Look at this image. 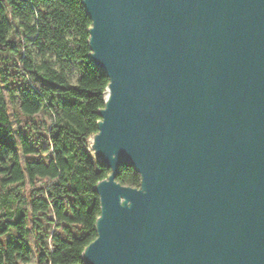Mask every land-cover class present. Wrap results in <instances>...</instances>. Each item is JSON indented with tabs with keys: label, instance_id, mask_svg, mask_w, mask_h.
<instances>
[{
	"label": "water",
	"instance_id": "water-1",
	"mask_svg": "<svg viewBox=\"0 0 264 264\" xmlns=\"http://www.w3.org/2000/svg\"><path fill=\"white\" fill-rule=\"evenodd\" d=\"M82 2L110 169L84 262L264 264V0Z\"/></svg>",
	"mask_w": 264,
	"mask_h": 264
},
{
	"label": "trees",
	"instance_id": "trees-1",
	"mask_svg": "<svg viewBox=\"0 0 264 264\" xmlns=\"http://www.w3.org/2000/svg\"><path fill=\"white\" fill-rule=\"evenodd\" d=\"M91 26L82 0H0V264H86L97 237L110 169L90 138L109 78L89 56ZM117 181L141 177L123 164Z\"/></svg>",
	"mask_w": 264,
	"mask_h": 264
},
{
	"label": "rangeland",
	"instance_id": "rangeland-1",
	"mask_svg": "<svg viewBox=\"0 0 264 264\" xmlns=\"http://www.w3.org/2000/svg\"><path fill=\"white\" fill-rule=\"evenodd\" d=\"M4 94L6 96V99L8 101V104L10 106V111L12 112V115H13V119H15V111L17 110V105L14 103V101L12 100L10 94L8 91H4ZM32 264H35V259H33V263Z\"/></svg>",
	"mask_w": 264,
	"mask_h": 264
}]
</instances>
